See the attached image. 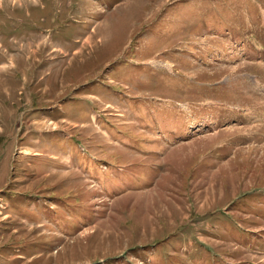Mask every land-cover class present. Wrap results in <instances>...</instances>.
<instances>
[{
	"label": "rangeland",
	"instance_id": "rangeland-1",
	"mask_svg": "<svg viewBox=\"0 0 264 264\" xmlns=\"http://www.w3.org/2000/svg\"><path fill=\"white\" fill-rule=\"evenodd\" d=\"M0 264H264V0H0Z\"/></svg>",
	"mask_w": 264,
	"mask_h": 264
},
{
	"label": "trees",
	"instance_id": "trees-1",
	"mask_svg": "<svg viewBox=\"0 0 264 264\" xmlns=\"http://www.w3.org/2000/svg\"><path fill=\"white\" fill-rule=\"evenodd\" d=\"M94 167H97V166H93V168H94Z\"/></svg>",
	"mask_w": 264,
	"mask_h": 264
}]
</instances>
